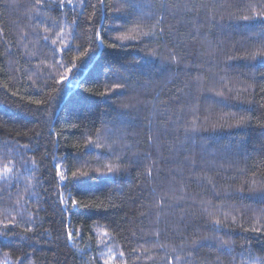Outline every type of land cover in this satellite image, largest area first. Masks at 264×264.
Listing matches in <instances>:
<instances>
[{
    "label": "trees",
    "instance_id": "obj_1",
    "mask_svg": "<svg viewBox=\"0 0 264 264\" xmlns=\"http://www.w3.org/2000/svg\"><path fill=\"white\" fill-rule=\"evenodd\" d=\"M262 12L0 0V262L104 264L115 249L120 264H264ZM217 77L238 83L217 96Z\"/></svg>",
    "mask_w": 264,
    "mask_h": 264
},
{
    "label": "rangeland",
    "instance_id": "obj_2",
    "mask_svg": "<svg viewBox=\"0 0 264 264\" xmlns=\"http://www.w3.org/2000/svg\"><path fill=\"white\" fill-rule=\"evenodd\" d=\"M203 43V42H202ZM207 50H210V47H208L207 46ZM217 82H212L210 85H208L209 87H212L213 89L214 88H217V86H219L220 87V92L219 93H215L217 96H223V95H225V93H228V92H230L232 89H234L235 88V84H237L238 83V81L236 80V79H234L233 77H229V78H226V79H224V78H220V77H217ZM218 82L220 83V84H222L223 83V85H221L220 86V84H218ZM220 94V95H219ZM212 104V103H211ZM222 103L221 102H218V106H220ZM217 106V107H218ZM203 110V109H202ZM205 122H207V119H205V120H202L201 122H200V124H201V126H203V125H206L205 124ZM112 136H115V137H117L118 139H116L117 141H114L113 143H114V146H118V145H122L123 144V146L125 145V147H128L129 149H131V150H134L135 148H136V146L135 145H129V144H124V142H123V137H122V135L121 134H115V133H113L112 132ZM106 138H108V134L105 136ZM122 149H124V148H122ZM179 192H180V195H179V197H178V199H180V200H184L181 196H182V194L185 192V191H183L182 190V188L181 189H179ZM193 199V198H192ZM192 199H190L189 198V201H191V203H195L194 205H197L196 203L198 202V201H196V202H194V200H192ZM199 203V202H198ZM200 205H204V204H206V205H208V207H209V210H205V208L204 209H202L204 212H206V213H208L209 215L210 214H214V213H217V214H222V215H229L230 214V209L228 208V206L226 205V204H223L222 206H220V207H218V206H216V207H213L210 203H206V200H201L200 201V203H199ZM199 206V205H198ZM201 207V206H200ZM225 208H228L229 209V211H227L226 210V213H223V211H225ZM231 209L233 210V207H231ZM255 211L257 212V213H261V215L264 213V211L263 212H259L258 210H256L255 209ZM103 236H106L105 234H103ZM118 253H116V250L115 249H110V250H107V251H104L103 253H102V255H101V260H102V262L105 264V261H108L109 262V264H120V262L118 261V260H115V256L117 255ZM7 262L4 260V261H2V262H0V264H6Z\"/></svg>",
    "mask_w": 264,
    "mask_h": 264
},
{
    "label": "snow or ice",
    "instance_id": "obj_3",
    "mask_svg": "<svg viewBox=\"0 0 264 264\" xmlns=\"http://www.w3.org/2000/svg\"><path fill=\"white\" fill-rule=\"evenodd\" d=\"M68 2L70 3L71 0H68ZM86 6H87V4L85 2V4L82 5V7H86ZM92 7L95 8V5H93ZM260 16L262 18H264V12L260 13ZM253 18H255V17H244L245 20L253 19ZM96 35L99 36V33H97ZM45 39H47V37H45ZM52 43L55 44V41H53ZM101 43H103L102 40H101ZM36 103H39V101H37ZM72 126L77 127V125H72ZM90 145H91V142H89V146ZM77 147H78V145H77ZM33 164H35V161L33 162ZM54 167L56 168V175L59 177V180L62 182L61 187H65L68 183L67 177L65 176V174L63 172L60 171V165L59 164H54ZM107 171H108V173H113V174L115 172V170L111 166L108 167ZM11 172H12L11 168L5 167V169H4L5 178H7V174L11 173ZM71 175H72L73 179L79 181L81 179V177L87 176V173H79V175H78L77 172H72ZM58 197H62V194H58ZM69 200L71 201V204L74 208L78 206L77 200L72 198L71 195L69 196ZM59 204L64 205V207L61 208L62 212L67 209V203L62 198L59 199ZM217 223H219V221H217ZM5 227L7 228V225H5ZM26 231H27V229H26ZM253 231H256V229H253ZM0 235H6V233H0ZM67 237H68V240H71L72 239V232H68ZM121 255H123V253H121ZM105 264H109V262L105 261Z\"/></svg>",
    "mask_w": 264,
    "mask_h": 264
}]
</instances>
